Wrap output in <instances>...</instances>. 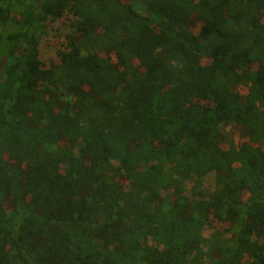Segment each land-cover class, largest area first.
<instances>
[{"label": "trees", "instance_id": "16d2710c", "mask_svg": "<svg viewBox=\"0 0 264 264\" xmlns=\"http://www.w3.org/2000/svg\"><path fill=\"white\" fill-rule=\"evenodd\" d=\"M0 264H264V0H0Z\"/></svg>", "mask_w": 264, "mask_h": 264}, {"label": "rangeland", "instance_id": "374dc122", "mask_svg": "<svg viewBox=\"0 0 264 264\" xmlns=\"http://www.w3.org/2000/svg\"><path fill=\"white\" fill-rule=\"evenodd\" d=\"M67 18L53 22L43 35L39 44V57L47 66L51 60L57 59V51L63 48L64 34L68 31L66 27ZM195 27L194 30H197Z\"/></svg>", "mask_w": 264, "mask_h": 264}]
</instances>
